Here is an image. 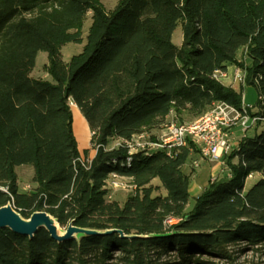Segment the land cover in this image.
I'll return each mask as SVG.
<instances>
[{"label": "trees", "instance_id": "1", "mask_svg": "<svg viewBox=\"0 0 264 264\" xmlns=\"http://www.w3.org/2000/svg\"><path fill=\"white\" fill-rule=\"evenodd\" d=\"M88 15L83 50L65 62L62 47L83 41ZM179 23L181 46L173 42ZM40 51L48 53L50 78L32 75ZM230 65L256 88V110L247 111L262 129L223 156L229 175L210 181L189 210L190 175L182 168L199 153L193 143L171 155H129L118 142L143 132L156 140L152 131L163 130L173 112L187 122L218 101L242 109L244 85L213 77ZM72 102L93 133L96 154L88 161ZM23 164L35 169L27 192L17 179ZM112 173L137 187L123 202L108 197ZM251 174L260 178L247 190ZM0 187V206L11 201L25 218L46 211L63 228L73 222L148 235L58 242L45 228L32 239L5 228L0 264H233L242 252L262 250L264 0H119L112 10L102 0H0Z\"/></svg>", "mask_w": 264, "mask_h": 264}, {"label": "built area", "instance_id": "2", "mask_svg": "<svg viewBox=\"0 0 264 264\" xmlns=\"http://www.w3.org/2000/svg\"><path fill=\"white\" fill-rule=\"evenodd\" d=\"M213 77L223 83L233 84L242 80L245 82L246 74L242 68L237 66L233 74H230L227 69H216ZM258 119L261 118L248 113L245 105L239 109L225 101H218L209 111L192 121L179 122L175 118L167 121L156 140L143 132L118 143L128 148L129 155L138 151L152 150H166L171 155L173 149L193 143L199 149L201 158L216 161L239 146H235L234 128L242 127L246 130ZM192 165L195 168L199 167V159L194 160ZM250 177L253 175L251 174ZM107 188L108 197L112 199L115 191L126 190L133 193L137 187L130 179L112 173Z\"/></svg>", "mask_w": 264, "mask_h": 264}, {"label": "rangeland", "instance_id": "3", "mask_svg": "<svg viewBox=\"0 0 264 264\" xmlns=\"http://www.w3.org/2000/svg\"><path fill=\"white\" fill-rule=\"evenodd\" d=\"M103 4L107 8V10H112L119 0H102ZM92 24V17L88 15L84 21L83 25V41L82 42H69L65 44L62 47V54L63 59L65 62H69L72 58V56L80 53L83 50V47L87 41V35L89 32V28ZM173 42L177 46H181L183 43V27L182 23H179L177 28L175 29L173 33ZM240 57H244L243 50L241 51ZM247 61H249L247 59ZM48 64V53L46 51H40L36 58V64L33 70L32 75L35 77H44V78H50V75L47 72L46 66ZM245 84V82L242 80L241 85ZM237 87H240V85L237 84ZM243 95L248 104H251L253 106V109L256 110V103L258 100V93L254 86L250 85H244L243 87ZM72 108L74 107L73 104H71ZM73 111V117H74V132L77 138L78 142V148L80 152L82 153V158L85 159V161L91 160L93 158L94 150L91 144V136L92 132L88 125V122L85 118V116L82 114L79 108L72 109ZM175 118V113H171L167 120H172ZM262 129V126L259 128V131ZM154 134H161L162 129L160 130H153ZM150 135L151 132H146ZM152 134V133H151ZM117 142L113 143L112 145H115ZM89 150L88 157L85 156V151ZM195 154L200 155V153L196 152ZM199 158V167H194L191 162V158L188 160V162L183 166V172L187 175H190V182L197 181L198 184L201 186V189L208 186L210 183V167L209 163L206 159L201 158V155ZM17 171V179H18V185L20 191H31L35 187L34 182V175H35V169L34 166L31 164H23L19 165L16 168ZM197 175V176H196ZM216 177V176H215ZM196 178V179H195ZM214 178V176H213ZM212 178V179H213ZM260 178L259 174H255L253 177L249 178L246 183V189L248 190L252 185L258 181ZM155 184H159V180L154 181ZM3 188V187H1ZM4 189V188H3ZM160 193L165 194L166 190L164 188H161L159 190ZM129 196V192L126 190H118L114 192L113 199L119 200L123 202L127 197ZM196 195L191 194L188 204V209L191 210L195 206L196 201ZM62 230V229H61ZM118 254V253H116ZM213 261L217 264H225L224 260H220L218 258H213ZM116 262V260H114ZM233 264H264V248L260 251H246L242 252L237 256V259L233 262Z\"/></svg>", "mask_w": 264, "mask_h": 264}, {"label": "water", "instance_id": "4", "mask_svg": "<svg viewBox=\"0 0 264 264\" xmlns=\"http://www.w3.org/2000/svg\"><path fill=\"white\" fill-rule=\"evenodd\" d=\"M0 189L4 190L0 187ZM8 228L11 231L27 236L30 239L34 238L40 228H45L51 237L63 242L71 239L79 240L82 235H109L118 232L123 238L148 237V235H127L120 229L98 230L91 228H83L76 226L70 222L66 228H63L52 214L46 211H35L29 218H25L17 211L12 202L9 201L6 205L0 206V229ZM62 229V230H61Z\"/></svg>", "mask_w": 264, "mask_h": 264}, {"label": "crops", "instance_id": "5", "mask_svg": "<svg viewBox=\"0 0 264 264\" xmlns=\"http://www.w3.org/2000/svg\"><path fill=\"white\" fill-rule=\"evenodd\" d=\"M236 67H237L236 65H230L227 70L229 71L230 74H233L235 69H236ZM227 84H230V83H227ZM237 84L241 86V82L240 81H237V82L233 83V85L235 87H237ZM243 85H246V84H243ZM243 100H244V105L246 107H253L251 104H248V102L244 98V95H243ZM260 127H261V125H258L257 123H253L246 130H244L242 127L234 128L233 135L235 137V146H238L240 141H241V139L244 138L245 136L254 135L257 131H259ZM95 154H96V150H94L93 157L95 156ZM199 156L200 155L192 153V155H191L192 162L194 160H196V159H199L198 158ZM206 160L208 161L209 167H210V170H209L210 171V181H212V180H214L216 178L226 177V176L229 175V171L225 167V161L223 160V157L221 159H219V160H216V161H210L208 159H206ZM192 162H191V164H192ZM213 176H214V178H213ZM206 187L201 189V186L198 184L197 181L190 182V186H189L190 195L191 194H195L196 196H199Z\"/></svg>", "mask_w": 264, "mask_h": 264}, {"label": "bare ground", "instance_id": "6", "mask_svg": "<svg viewBox=\"0 0 264 264\" xmlns=\"http://www.w3.org/2000/svg\"><path fill=\"white\" fill-rule=\"evenodd\" d=\"M71 104H73V106H74L73 108L74 109H77L78 108V106L75 103L72 102Z\"/></svg>", "mask_w": 264, "mask_h": 264}]
</instances>
